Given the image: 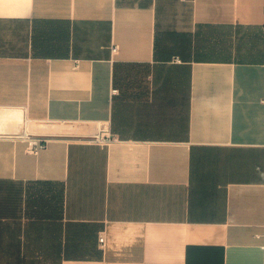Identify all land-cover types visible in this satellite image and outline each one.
<instances>
[{"label": "crops", "instance_id": "1", "mask_svg": "<svg viewBox=\"0 0 264 264\" xmlns=\"http://www.w3.org/2000/svg\"><path fill=\"white\" fill-rule=\"evenodd\" d=\"M0 264H264V0H0Z\"/></svg>", "mask_w": 264, "mask_h": 264}, {"label": "built area", "instance_id": "2", "mask_svg": "<svg viewBox=\"0 0 264 264\" xmlns=\"http://www.w3.org/2000/svg\"><path fill=\"white\" fill-rule=\"evenodd\" d=\"M113 52L116 51V48L114 47L112 49ZM176 61H179L178 58L175 59ZM117 89H112V93H117ZM23 138L26 140L27 143V148L28 150L33 153L36 154L40 149L43 148L44 144L46 143V139L43 137H38V136H30L28 134H24ZM110 138L109 137H104L101 135V133L97 134L94 136V138H92L90 141L91 142H95V143H100V144H104L107 141H109ZM98 242H99V246L100 248H104L105 246V238L104 236H100L98 238Z\"/></svg>", "mask_w": 264, "mask_h": 264}]
</instances>
